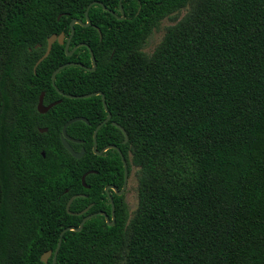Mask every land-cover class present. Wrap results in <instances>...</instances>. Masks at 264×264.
Returning a JSON list of instances; mask_svg holds the SVG:
<instances>
[{"label":"trees","instance_id":"16d2710c","mask_svg":"<svg viewBox=\"0 0 264 264\" xmlns=\"http://www.w3.org/2000/svg\"><path fill=\"white\" fill-rule=\"evenodd\" d=\"M74 25L67 52L86 44L96 67L61 70L68 95L101 92L111 114L96 136L120 145L135 172L137 207L115 201L102 216L62 237L55 264H264V0H0V264H45L63 228L103 209L98 175L117 170L94 154L93 132L106 118L101 96L69 99L51 75L66 63L91 66L86 47L67 56L47 39ZM165 28L151 54L150 35ZM43 104H58L45 114ZM67 134L75 159L60 143ZM46 129V132L41 130ZM121 174V160L116 154ZM85 178V188L81 177ZM78 213L90 203L83 215ZM107 213L109 212L106 210ZM46 264H52V256Z\"/></svg>","mask_w":264,"mask_h":264},{"label":"water","instance_id":"95a60500","mask_svg":"<svg viewBox=\"0 0 264 264\" xmlns=\"http://www.w3.org/2000/svg\"><path fill=\"white\" fill-rule=\"evenodd\" d=\"M94 5H99L101 6L105 11H108L100 2L98 1H93L91 2L86 10H85V13H84V16H85V20L86 22H82L81 20H78V19H73L71 22H70V28H71V32H70V35L68 38H66L65 34L64 33H60L59 35H51L48 39H47V46H46V51L45 53L42 55V57H40L38 59V61L35 63V66H34V69L38 66V64L43 60L45 59L49 53H50V50L52 48V45L57 41L60 45H64V48H65V51L67 53V56H71L72 53L80 48V47H86L89 51V54H90V57L91 58V66L90 67H85L83 66L82 64H79V63H72V62H69V63H66L64 65H61L59 66L57 69L54 70V72L52 73L51 75V83H52V86L56 89V91L58 92L59 95H62L66 98H69V99H85V98H90V97H94V96H101V102H102V105H103V108L106 112V118L101 122L99 123L95 129H94V132H93V151L95 154H101V152H98L96 150V146H97V142H96V136H97V133L99 131V129L105 125L107 122H109L110 118H111V114L109 113L108 109H107V106H106V103L104 102L105 98H104V95L101 93V92H94V93H90V94H86V95H68V94H64L63 92H61L60 90H58V88L55 86V77L56 75L61 71L63 70L64 68H67V67H70V66H77V67H80V68H83L87 71H93L96 67V64H95V59L93 58V53L92 51L90 50V48L86 45V44H78L76 45L75 47H73L70 52H67L68 49H69V45H70V40H71V37L74 33V25H80L82 27H88L90 25V21H89V18H88V11L89 9L94 6ZM119 9H120V13H121V17H118L116 16V14L113 12V11H109V13L114 16L115 18L117 19H124V16H123V8H122V0H119ZM43 96L44 94L41 93L40 97H39V101H38V104H37V112L40 113V114H45L50 108H52L53 106H55L56 104H58L60 101H56L52 104H49V105H44L43 104ZM77 121H82V122H85L86 124H89L88 121L83 118V117H75V118H72L70 119L69 121H67L62 129H61V135H60V140H61V144L62 146L69 152V154L74 157L75 159H80L83 154H84V149H81L79 152H76L73 150V148L71 147V143H75V144H79V143H82L83 141H79V140H76V139H73L71 138L68 134H67V127L74 123V122H77ZM112 124L117 127L123 134L124 136V143L127 142L128 140V136L125 132V130L119 126L118 124L116 123H113ZM42 132H45L46 129H43L41 130ZM111 148H114L116 149L115 147H111ZM123 159V158H122ZM123 164H124V168H125V172H127V166L125 164V161L123 160ZM93 171L91 172H88V173H85L82 177H81V182H82V186H84L85 188H88V186H85V178L86 176L89 174V173H92ZM80 196H83V195H74L72 197L69 198V200L67 201V204H66V212L69 214V215H77V216H80V215H83L84 213H86L88 210H89V206L86 207L84 210H82L81 212H78V213H73L69 210L70 208V205L72 203V201L77 198V197H80ZM103 216L105 217V219L107 220L108 217L106 216L105 213H102V212H98V213H95V214H89L87 216H85L80 224L78 225V227H74V226H69V227H66V228H63V230L61 231L60 235H59V238H58V242H57V245L55 247V250L52 252L51 250L47 251L46 253H44L42 256H41V262L43 263H47L48 262V259L52 256V264H55L56 262V257H57V254H58V251L60 249V246H61V242H62V237L63 235L68 232V231H72V232H80L83 228V225L86 221H88L89 219L93 218L94 216ZM109 226H112L113 223H108Z\"/></svg>","mask_w":264,"mask_h":264},{"label":"flooded vegetation","instance_id":"af4514ba","mask_svg":"<svg viewBox=\"0 0 264 264\" xmlns=\"http://www.w3.org/2000/svg\"><path fill=\"white\" fill-rule=\"evenodd\" d=\"M169 20H170L169 18H164L160 21V23H163V22L169 21ZM113 123H115V122H113ZM111 124H112V122H111ZM123 141H124V139L122 141H119L117 143L118 145L111 144V143L110 144L105 143V145H102L99 150L96 149L98 152H101V154L98 155V154L94 153L97 156H101L105 162L107 159H111L112 162L114 163L112 168L114 170H117L113 176H107V175L102 176V175H98L95 171L93 172L94 177H93L92 183L96 182V183H98V185H100L101 183L103 184L102 187H103V193H104V197H105V200L103 202L104 203L103 209L99 210L95 213H98V212L105 213L106 216L108 217V219L106 220L105 217H103V216L102 217L104 218V221L107 225H108V223H113V225L115 223V201L118 203H121V207H124L128 211L129 215L133 212V211L131 212V210H132V203L131 202H132V194L135 190V188H134V186H135L134 182H136L135 174H134L135 170L132 167L128 170L127 162L124 159L122 151L120 149V145L124 144ZM111 147H115L116 149L111 148ZM96 148H97V146H96ZM92 150H93V146H92ZM116 154L119 156V158L121 160V174H120V170L118 169V167H116V164H117L116 163ZM123 160L125 161V164L127 166V172H125ZM88 188H90L89 185H88ZM93 205H94V203H90L88 205L89 209H91L93 207ZM106 210H108L109 212L107 213ZM95 213H92V214H95Z\"/></svg>","mask_w":264,"mask_h":264},{"label":"rangeland","instance_id":"374dc122","mask_svg":"<svg viewBox=\"0 0 264 264\" xmlns=\"http://www.w3.org/2000/svg\"><path fill=\"white\" fill-rule=\"evenodd\" d=\"M186 13V10L180 12L179 14H177V16H175V19L169 20V21H165L163 23H160L158 30L154 31L150 37L147 39V42L144 46V52L146 54H151V52L153 51V49L155 48V46L160 42L165 28L174 24L176 22V20L178 21L180 19L181 16H183ZM134 185L136 186V182H134ZM134 186V188H135ZM132 211H134L137 207V193H136V188L132 194Z\"/></svg>","mask_w":264,"mask_h":264}]
</instances>
